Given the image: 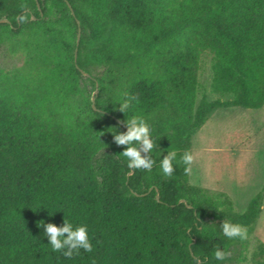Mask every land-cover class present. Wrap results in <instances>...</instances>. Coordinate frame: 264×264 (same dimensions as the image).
I'll return each mask as SVG.
<instances>
[{
    "label": "trees",
    "instance_id": "trees-1",
    "mask_svg": "<svg viewBox=\"0 0 264 264\" xmlns=\"http://www.w3.org/2000/svg\"><path fill=\"white\" fill-rule=\"evenodd\" d=\"M5 46L25 63L0 72V264H264V243L247 256L264 193L239 213L226 195L204 199L180 162L216 109L263 107L264 0H0ZM205 53L212 93L230 99L198 103ZM133 115L151 126V171L129 168L114 142L127 131L116 119ZM64 219L88 225L92 252L52 251L41 222ZM223 220L248 238H227ZM217 247L231 256L215 259Z\"/></svg>",
    "mask_w": 264,
    "mask_h": 264
},
{
    "label": "rangeland",
    "instance_id": "rangeland-1",
    "mask_svg": "<svg viewBox=\"0 0 264 264\" xmlns=\"http://www.w3.org/2000/svg\"><path fill=\"white\" fill-rule=\"evenodd\" d=\"M212 55L202 56L199 70L197 101L230 99L229 95H215L211 90ZM25 55L13 54L8 47L0 48V72L11 74L24 67ZM89 95V92L86 93ZM86 94L74 99L75 109H85ZM90 92V99L96 98ZM226 152L231 164H225L219 153ZM191 153L194 163L189 184L204 198L229 197L237 212L243 213L251 199L264 193V105L251 110L242 107L216 109L193 137ZM211 211V208H208ZM260 243H264V204L249 242L248 258Z\"/></svg>",
    "mask_w": 264,
    "mask_h": 264
},
{
    "label": "clouds",
    "instance_id": "clouds-1",
    "mask_svg": "<svg viewBox=\"0 0 264 264\" xmlns=\"http://www.w3.org/2000/svg\"><path fill=\"white\" fill-rule=\"evenodd\" d=\"M133 101L138 102V98L128 96L119 104L118 111L126 114L132 107ZM124 123H126L127 131L114 135V142L118 146H126L121 155L127 158L129 168L151 171L155 161L149 154L156 146L151 135V126L142 115H133ZM176 157L177 153L175 151H170L163 157L160 166L164 175L170 177L173 174V161L176 160ZM180 162L187 166L184 169L185 173H190L191 165L194 163V156L190 150L184 151ZM41 225L45 228V235L48 237L52 251L62 252L66 258H72L74 254L78 255L81 249L86 252L93 251L88 225L74 226L67 219H64L62 226H57L54 223L43 224V222H41ZM221 228L223 234L229 239L246 240L248 238L247 227L239 223L223 220ZM230 256L231 252L222 250L220 247H217L214 252L215 259L220 261H224Z\"/></svg>",
    "mask_w": 264,
    "mask_h": 264
},
{
    "label": "water",
    "instance_id": "water-1",
    "mask_svg": "<svg viewBox=\"0 0 264 264\" xmlns=\"http://www.w3.org/2000/svg\"><path fill=\"white\" fill-rule=\"evenodd\" d=\"M69 7H70V9H71V13H72V15H74L75 13H74V10L72 9V7L69 5ZM2 22H6L7 20H1ZM78 24H79V22H78ZM80 38H81V29L79 28V33H78V38H77V43L79 44V42H80ZM77 56V55H76ZM85 76H88V74L87 73H83ZM98 93V86H97V89H96V94ZM95 94V95H96ZM95 97L92 99V106H93V109L95 110V111H97L98 109L96 108V105H95ZM116 121L119 123V124H121L125 129H127V126L126 125H124L120 120H118V119H116ZM157 198H158V196H157ZM189 208H191V206H188ZM200 263V262H199Z\"/></svg>",
    "mask_w": 264,
    "mask_h": 264
}]
</instances>
